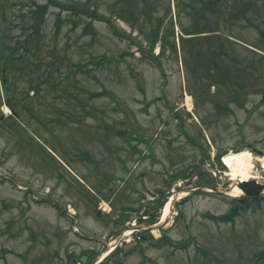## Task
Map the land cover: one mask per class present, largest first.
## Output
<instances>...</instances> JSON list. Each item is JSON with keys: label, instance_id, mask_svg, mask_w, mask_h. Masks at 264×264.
Segmentation results:
<instances>
[{"label": "rangeland", "instance_id": "obj_1", "mask_svg": "<svg viewBox=\"0 0 264 264\" xmlns=\"http://www.w3.org/2000/svg\"><path fill=\"white\" fill-rule=\"evenodd\" d=\"M2 2L9 19L50 3L68 92L53 117L24 111L25 133H0V264H264V192H234L222 160L250 151L264 184V0H233L225 42L239 63L219 58L211 79L160 42L151 51L114 0Z\"/></svg>", "mask_w": 264, "mask_h": 264}, {"label": "trees", "instance_id": "obj_2", "mask_svg": "<svg viewBox=\"0 0 264 264\" xmlns=\"http://www.w3.org/2000/svg\"><path fill=\"white\" fill-rule=\"evenodd\" d=\"M114 1L111 9L116 18L125 20L133 30H138L148 41L151 51L160 42L161 53L170 50L178 57L181 52L187 71L194 67V70H203L211 79L217 77L213 76L212 71L215 68L219 71V58H224L225 64L239 63L230 54L225 42L228 38L225 33L238 36L240 19L237 18L241 13L235 10L233 0ZM49 8V2H34L26 18L9 19L8 8L0 0V133L4 132L5 127L15 135L22 131L25 133L22 126L24 111L39 116L40 120L53 117L56 111H50L49 107L56 109L59 99L68 92L63 85L65 59L46 31ZM71 8L74 11L78 9L76 6ZM84 10L90 16L99 13L98 7H84ZM176 25L180 30V46ZM132 41L135 42L134 39ZM198 78L201 80L203 75H198ZM30 90H35L41 98L38 104L27 102L25 96ZM53 91H57V95L52 94ZM51 94L54 100L58 98L57 102L49 101ZM4 104L12 111L7 119L1 109ZM38 105L42 108L36 110ZM237 211V207H234L230 213L232 215ZM116 264L123 262L119 259Z\"/></svg>", "mask_w": 264, "mask_h": 264}, {"label": "bare ground", "instance_id": "obj_3", "mask_svg": "<svg viewBox=\"0 0 264 264\" xmlns=\"http://www.w3.org/2000/svg\"><path fill=\"white\" fill-rule=\"evenodd\" d=\"M257 160L262 164V167L264 168V157H260ZM223 162L229 167V175L235 181L236 185L239 181H249L252 179L257 180L250 174L251 168L253 166V155L250 151L242 150L236 153L226 154L223 157ZM233 191L236 193H242V190L237 186L233 189ZM170 209L171 202H168L163 210V222L167 221V219L170 217Z\"/></svg>", "mask_w": 264, "mask_h": 264}, {"label": "water", "instance_id": "obj_4", "mask_svg": "<svg viewBox=\"0 0 264 264\" xmlns=\"http://www.w3.org/2000/svg\"><path fill=\"white\" fill-rule=\"evenodd\" d=\"M238 186L248 196H259L264 189V185L257 184L254 181H241L238 183Z\"/></svg>", "mask_w": 264, "mask_h": 264}]
</instances>
